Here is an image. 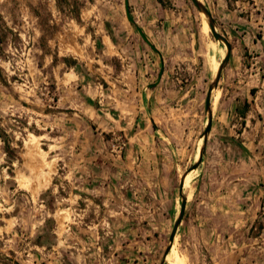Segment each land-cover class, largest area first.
<instances>
[{"label":"rangeland","instance_id":"1","mask_svg":"<svg viewBox=\"0 0 264 264\" xmlns=\"http://www.w3.org/2000/svg\"><path fill=\"white\" fill-rule=\"evenodd\" d=\"M199 1L205 140L190 0H0V264H264V0Z\"/></svg>","mask_w":264,"mask_h":264},{"label":"water","instance_id":"2","mask_svg":"<svg viewBox=\"0 0 264 264\" xmlns=\"http://www.w3.org/2000/svg\"><path fill=\"white\" fill-rule=\"evenodd\" d=\"M190 2L195 7V9L206 18L207 26H208V29L210 31V34H211L213 40L215 42L223 44L225 49H226L225 56H224L223 60L220 62L218 68H217V72L215 74V77H214L212 83L208 86L206 97H205V111L207 113V118H208L207 126H206V128H205V130H204V132L202 134V137L205 140L207 138V135H208V133L210 131V128H211L210 101H211L212 93L217 88V84H218L221 72L224 69V67L227 64V62H228L229 55H230V47H229V43L225 39V37H223L222 35L217 33L216 28H215V23L213 21V18L211 16V14L207 10V8L199 0H190ZM125 12H126L127 19L129 21H131V18L129 16V12H128L127 0H125ZM138 33L140 34V36L142 38H144L142 33L139 30H138ZM201 156H202V151H200V153H199V157H198L197 162L194 163L190 168H188L187 171L182 175V177H181V179L179 181L180 193L183 190L184 181H185L186 176L190 172L195 171L199 167L200 162H201ZM184 210H185V199H182L177 219L175 220V222L173 224L171 233H170L169 238H168V246H167V248L165 250V254H164V258L163 259H165L166 255L169 253V251H170V249L172 247V244L174 242V238H175L177 229H178L179 225L181 224V221H182V218H183Z\"/></svg>","mask_w":264,"mask_h":264},{"label":"bare ground","instance_id":"3","mask_svg":"<svg viewBox=\"0 0 264 264\" xmlns=\"http://www.w3.org/2000/svg\"><path fill=\"white\" fill-rule=\"evenodd\" d=\"M203 24H204V25H203V27H204V28H203V29H204V32H208V27H207L205 21L203 22ZM217 43H218V42H217ZM218 44H219V43H218ZM223 52H224L223 49H220V50H219L220 55H222ZM213 93H214V91H213ZM213 93H212V95H213ZM189 174H190V173H189ZM189 174H188V175H189ZM188 175H187V176H188ZM187 176H186V178H187ZM186 178H185V180H186ZM184 183H185V181H184ZM183 189H184V186H183ZM171 248H172V247H171ZM170 250H171V249H170ZM169 252H170V251H169ZM168 254H169V253H168Z\"/></svg>","mask_w":264,"mask_h":264},{"label":"trees","instance_id":"4","mask_svg":"<svg viewBox=\"0 0 264 264\" xmlns=\"http://www.w3.org/2000/svg\"><path fill=\"white\" fill-rule=\"evenodd\" d=\"M4 152H5L7 155H11V154H12V149H10V147H9L8 145H5Z\"/></svg>","mask_w":264,"mask_h":264},{"label":"crops","instance_id":"5","mask_svg":"<svg viewBox=\"0 0 264 264\" xmlns=\"http://www.w3.org/2000/svg\"><path fill=\"white\" fill-rule=\"evenodd\" d=\"M155 160V159H154ZM155 162H156V160H155ZM153 165H154V161H152V164L150 165V167L152 168L153 167Z\"/></svg>","mask_w":264,"mask_h":264}]
</instances>
